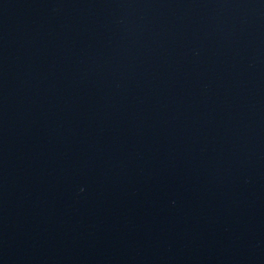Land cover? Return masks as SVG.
Returning a JSON list of instances; mask_svg holds the SVG:
<instances>
[{
	"label": "water",
	"instance_id": "95a60500",
	"mask_svg": "<svg viewBox=\"0 0 264 264\" xmlns=\"http://www.w3.org/2000/svg\"><path fill=\"white\" fill-rule=\"evenodd\" d=\"M0 264H264V0H0Z\"/></svg>",
	"mask_w": 264,
	"mask_h": 264
}]
</instances>
